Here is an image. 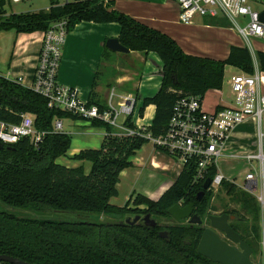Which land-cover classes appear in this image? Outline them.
<instances>
[{
	"label": "trees",
	"instance_id": "16d2710c",
	"mask_svg": "<svg viewBox=\"0 0 264 264\" xmlns=\"http://www.w3.org/2000/svg\"><path fill=\"white\" fill-rule=\"evenodd\" d=\"M3 5L4 0H0L1 12ZM109 5L103 0H68L63 4L54 0L47 10L12 13L1 18L0 31H45L58 20H65L67 31L81 21L117 23L121 45L129 51L154 52L161 61V84L138 107L142 116L144 106L155 104L154 117L146 128L154 136L166 128L178 98L194 95L202 99L206 91L221 89L226 66L246 74L254 72L252 55L246 47L230 46L224 59L186 54L166 33ZM256 56L259 69L264 72V49ZM88 102L99 104L93 99ZM25 112L35 116L38 130L49 133L36 148L23 139L0 149V203L5 207L0 209V254L30 264H194L200 260L196 251L203 230L200 226L172 225L163 238L158 235V228L118 225L102 218H122L139 211L168 218V208L180 201L184 204L193 201L198 215L207 214L210 190L200 202L195 200L203 184L193 183L192 161L184 164L173 183L157 199L136 194L134 204L143 203L145 209L130 208L132 199L118 206L110 199L118 196L120 172L133 165L132 158L148 139L134 134L117 136L106 123L93 121V125L105 128L100 146L82 149L72 156L74 160L89 162V169L86 171L84 164H59L56 160L66 155L71 137L65 132L52 131L53 120L79 117L49 107L44 96L0 75V119L17 123ZM125 124L135 128L132 116L127 117ZM214 173L213 167L207 178ZM222 188L227 194H233L243 209L259 212L258 203L247 192L237 190L227 181L222 183ZM21 211L29 213L20 216ZM49 211L70 213L91 223L51 218L46 216ZM235 224L232 228L238 231ZM245 242L251 247L249 241L245 239Z\"/></svg>",
	"mask_w": 264,
	"mask_h": 264
},
{
	"label": "built area",
	"instance_id": "2783aa9c",
	"mask_svg": "<svg viewBox=\"0 0 264 264\" xmlns=\"http://www.w3.org/2000/svg\"><path fill=\"white\" fill-rule=\"evenodd\" d=\"M21 0H4L0 19L8 16L4 7ZM179 5V20L191 22L196 16L215 18L224 16L235 26L237 32L247 41L254 39L264 43V22L260 13L264 10L258 4L264 0H176ZM67 34L65 20H58L43 31L38 63L30 88L47 99L48 106L66 111L73 116L85 120H99L116 129L114 135H140L148 139L153 146L174 158L181 166L192 161L195 167L193 183L199 184L209 179L211 189L219 188L224 181L233 182V178L218 173V163L229 157L225 153V144L230 132L244 119L240 110L220 107L212 111L202 109L200 96L185 95L178 98L170 114L164 131L154 136L148 130L130 128L125 124L128 116L137 110L136 98L133 95L124 96L123 100L113 104L114 94L108 99V106L100 108L97 104L83 101L78 97L75 88L62 86L57 82V70L61 57V46ZM18 82L20 81L17 80ZM231 91L242 94L244 90L253 88L257 96V105L253 116L256 120L255 150L244 156H231L232 159L246 160L250 168L244 174L242 190L254 196L264 216V76L255 71L253 74L238 73L230 77ZM138 113V112H137ZM123 120H119L121 115ZM63 130L62 119L55 118L52 131ZM49 131L38 130L35 116L25 112L20 115L17 123L0 119V142L12 145L27 139L35 148ZM216 170L211 178L208 173L211 168ZM0 264H7L0 261Z\"/></svg>",
	"mask_w": 264,
	"mask_h": 264
},
{
	"label": "crops",
	"instance_id": "0c3cea01",
	"mask_svg": "<svg viewBox=\"0 0 264 264\" xmlns=\"http://www.w3.org/2000/svg\"><path fill=\"white\" fill-rule=\"evenodd\" d=\"M103 2L104 4L109 3V6L111 8L117 9L153 28L160 30L163 33H166L177 42V44L186 54L211 57L215 59H224L229 53L230 46L234 45L244 47L242 45L231 44L230 41L227 40H223V42L218 40L219 38L217 34L222 35L224 29L222 28L223 25L231 23L228 18L222 15L215 18L196 16L192 19L191 22H181L179 20L180 8L176 0H103ZM6 6L7 5H5V7ZM234 27V25L233 27L230 26V29H233ZM119 32L120 26L117 23H97L92 21H81L77 23L73 27V29L67 31L65 41L61 46V57L57 70V82L62 86L75 88L77 90L78 97L83 101L88 102L90 99L98 101L99 104L97 105L100 108L108 106V99L111 93L114 94V97L112 99L114 105H116L117 102L122 101L124 96L133 95L136 98V105L138 110V107L142 104L143 99L145 97L152 96L161 84V75L159 73L161 61L158 56H155L157 54L154 52H149L146 54L142 51L117 52L111 51L109 49L111 53L108 54L105 51L106 46L102 45L107 38H117ZM42 37L43 31H34L31 33H16L14 43L11 44L10 49H6V53L8 55L6 57L5 63L7 62L8 73L12 76V78H6L15 81L20 79V84L27 87L30 86V84L33 82L35 70L38 63V55L41 47ZM240 37L245 41V47L250 51L252 55L254 72L258 71L264 76V72L259 69V63L256 56V53L258 51L264 49V43L261 40L254 39L262 43V48L257 50L252 48L251 46V42L254 40L250 41L249 46L247 41L241 35ZM219 52H221L223 55H218L220 54ZM121 53L128 55H139L141 56L140 60L143 61L145 66H151L152 64L155 70L151 71V73H148L144 77L140 75L139 80L134 81V85L132 87H129L127 84L132 80L131 73L133 72V70L129 73L128 67L118 66V58L120 57ZM143 55L144 58H142ZM113 59L114 61L112 62ZM159 61L160 65L158 64ZM152 66L150 67L151 69H153ZM156 68L158 69L157 71ZM226 68L227 66L225 67V69ZM107 69H113L111 71L113 72L112 75H110L111 72L108 73ZM238 71L239 73H244L239 69ZM106 72L109 74L108 77L111 80H114L113 82H104V75ZM0 75L4 76L1 73ZM131 88L135 89V93L132 92ZM247 90H250L256 96L253 88H249ZM263 91L264 86L261 85L260 92ZM219 106L222 105H217L216 107H214V109L218 108ZM155 108V104L149 103L144 106L142 116L139 115L138 111V113H134L132 117V123H134L135 128H147L152 122L155 114ZM243 113L244 119L239 125L248 120L245 117V112ZM250 118L255 122L253 145L251 144L246 146V153L244 155L255 150L256 120L253 114L250 116ZM76 119L85 123L80 124L71 122L69 123L67 129H65L64 132L71 137L70 147L67 151L68 156L76 154L82 149L95 148L96 142H98V138L101 144L105 135L104 127L92 124L93 121L99 120L90 121L79 118ZM236 128H238V126H236L230 132L228 139H230L232 135H234V130ZM94 129L101 130L95 131ZM115 131L116 129H114V132ZM153 148L159 158H157L155 155L150 157L149 166L151 169H153V171H160L161 173L165 172L166 174L162 175V178L152 180V185H150V188L148 190L143 188V190L138 191V193L152 199H157L164 192V188L167 189L169 185L173 183L174 179L178 176L183 166H178L179 163L176 162V160L169 156L167 153L158 150L155 147ZM236 155L244 156L242 154H236V152L228 154L229 157ZM165 156L169 157L170 160H165ZM238 161H243V159H239ZM69 163H73L71 164V166H77L80 164L85 165V162H80L73 159H70ZM247 164L248 168H246V171L250 168L248 162ZM66 165L68 166L67 163ZM173 174L174 178L170 179ZM232 180L233 182H227L233 183L235 186L241 189V185L236 183L235 178H233ZM220 187H222V185ZM209 190L211 191L212 189L209 188ZM259 213L264 220V216L262 215L260 207Z\"/></svg>",
	"mask_w": 264,
	"mask_h": 264
},
{
	"label": "rangeland",
	"instance_id": "374dc122",
	"mask_svg": "<svg viewBox=\"0 0 264 264\" xmlns=\"http://www.w3.org/2000/svg\"><path fill=\"white\" fill-rule=\"evenodd\" d=\"M52 1L54 0H21L19 2H13L11 4H7V6L5 7V11L7 14L22 13V12H37L39 10H45L48 7H50ZM55 1H59L60 4L66 2V0H55ZM258 8L264 10V4H258ZM230 26L233 27V24L228 23L226 25H223L222 28L224 29L222 35L217 34L219 38L218 40H220L221 42H223V40H227L230 41L231 44L245 46V41L240 37V34L237 32L235 27L233 29H230ZM15 38H16V33L15 30L13 29L9 31H0V73L8 78H12V76L11 74L8 73L7 62L5 63L6 57L8 55L6 53V49L7 48L10 49V46L12 43H14ZM108 39L109 38L105 39L102 46H106L104 44H106V41ZM251 46L252 48L258 50L262 48V43L258 40H254L251 42ZM105 50L108 54L111 53V51L107 47H105ZM219 53L220 54L218 55H223L221 52ZM142 58H144V55L142 56ZM140 59L141 56L139 55H128L122 53L118 58V66L128 67L129 73L133 70V72L131 73L132 80L127 84L129 87H132L134 85L135 83L134 81L139 80L140 75L144 77L148 73H151V71L155 70L152 64L151 66L153 69L150 68L151 66H147V65L145 66L143 61H141ZM113 61L114 59L112 60V62ZM158 64L160 65V61L158 62ZM112 70L113 69H107L108 73L111 72ZM157 70L158 69L156 68V71ZM108 73L106 72L104 75L105 83H110L114 81L113 79L111 80L108 77L109 75ZM112 73L113 72H111L110 75H112ZM237 73H239L237 68L232 66H227L224 72L222 88L210 89L205 92L202 98V109L206 111H212L214 107H216L217 105H222L226 107L239 109L245 112V117L248 120L242 123L241 125H238V128L234 130L235 132L234 135H232V137L226 141L224 147L226 150L225 151L226 154H231L236 152V154L244 155L246 153L245 152V148H247L246 146L251 144L253 145L255 122L250 118V116L253 114L256 108V96L253 92L247 89L243 91L242 95H239L238 93H234L231 91L230 89L231 87L228 80L230 76ZM131 90L133 93H135L134 88H131ZM124 116H125L124 114L121 115L119 117V120L120 121L123 120ZM71 122L80 123V124L85 123L78 119L74 120L70 118H63L62 119L63 131L61 132H64L65 129H67L69 123ZM94 130L100 131L101 129H94ZM97 141L98 142H96L95 148H98L100 146L99 138ZM153 147L154 146L150 141L144 144L137 151L135 156L132 158L134 165L120 172L119 182L117 183L119 196L111 198L110 202L112 204L122 206V204L132 199V202H130V206L132 208H137L139 210H143L146 208L143 203L134 204L133 200L136 197V194H140L138 193V191L143 190V188L148 190L150 188V185H152L151 183L152 180L157 178H162V175L166 174L165 172L161 173L160 171H153V169H151L149 166L150 157L155 155L157 158H159ZM73 155L68 156L66 152V155L57 158L56 162L63 165H66L67 163L68 166H71V164L73 163H69V161L70 159H72ZM166 157L167 156L164 157L165 160H170L169 157L167 158ZM84 166H85V170L87 171L90 167V163L85 162ZM178 166H180V164ZM246 168H248V164L246 160L238 161L232 159L231 157H227V159H222L218 163V173H223L227 177L235 178L236 183L240 185L244 183V174L246 172ZM173 178H174V174L172 177H170V179ZM165 189L166 188H164V190ZM236 189L238 190L239 188L236 186ZM208 205L210 206L208 213L201 215V218L204 222V226L210 227L207 218L209 214L221 215L223 213H227L232 210H235L236 211L235 214H237L239 220L234 221V223H236V225L240 229V233L244 237V239L250 242L252 248L251 260L255 264H264V220L260 216V213L257 211L258 213L255 214V213H251L248 210L243 209L239 200L236 199V197L233 194H227L222 187H219L218 189H212L210 191V199ZM3 208H5L4 205L0 203V209ZM28 213L29 212L21 211L19 212V215L26 216ZM130 214L128 216L132 218L133 216ZM43 215L44 214H41V216ZM46 216L55 219L82 220L81 218L72 216L70 213H63V212L49 211L46 214ZM92 217L96 218V216H92ZM102 218L107 219L109 221H113L114 219L112 217L104 218V216ZM156 220H158L159 223H164L168 221V219L161 217H157Z\"/></svg>",
	"mask_w": 264,
	"mask_h": 264
},
{
	"label": "water",
	"instance_id": "95a60500",
	"mask_svg": "<svg viewBox=\"0 0 264 264\" xmlns=\"http://www.w3.org/2000/svg\"><path fill=\"white\" fill-rule=\"evenodd\" d=\"M260 20L264 22V11L260 13ZM106 47L111 51L117 52H128L129 50L120 44L118 38H109L106 41ZM4 145L0 142V149ZM210 185V180L207 179L203 184V190L197 193L196 199L200 200L201 196L204 193V190L208 189ZM193 204L189 203L185 206H180L178 204L172 205L168 208L167 213L176 221L179 222L183 219H189L190 223H202V219L197 214H192ZM207 218L210 221L211 228L204 229L198 246L197 253L200 255L212 260L215 263L220 264H255L251 260L252 249L251 247L243 240H241L240 235L233 230L229 224L228 219L229 215L223 213L221 215H209ZM230 218H234V215H231ZM138 217H135L134 220H137ZM144 221L146 224L151 226L155 225L153 219L150 218L149 214L144 216ZM75 223H87L90 224L91 221L88 220H72ZM216 231L224 232L227 239L233 243H238L237 246H233L220 239ZM164 236V233H162ZM161 234V235H162ZM0 261H3L8 264H30L26 261L18 259L14 256L7 254H0ZM201 264V263H194Z\"/></svg>",
	"mask_w": 264,
	"mask_h": 264
},
{
	"label": "flooded vegetation",
	"instance_id": "af4514ba",
	"mask_svg": "<svg viewBox=\"0 0 264 264\" xmlns=\"http://www.w3.org/2000/svg\"><path fill=\"white\" fill-rule=\"evenodd\" d=\"M203 190V189H202ZM201 191V190H200ZM208 191H209V188L208 189H206V190H204V193H203V195L201 196V199L200 200H197L196 199V195H195V200L196 201H198V202H200L201 200H202V198H204V196H205V194L206 193H208ZM127 202H125L123 205H125ZM189 203H192L193 204V210H192V214H197V212H195L194 211V202L193 201H189L188 203H186V204H184L183 203V201H180V202H178V203H175V204H178V205H180V206H185V205H188ZM122 205V206H123ZM129 207H131L130 205H129ZM132 213H134V214H132ZM130 213H128L127 215H125L124 217H114V219H113V223H115V224H122V225H124V224H129V225H133V224H137V225H144L146 228H158L157 229V233H158V235L159 236H161V237H167V235H168V228L170 227V226H172V225H176V224H180V225H193V226H200V227H202L203 228V230H202V232H201V235H202V233H203V231H204V229H206V228H211V229H213L212 227H211V225H210V221H209V219H208V221H209V225H210V227H205L204 226V222H203V220H202V223L201 224H198V223H190L189 222V219H183V220H181V221H179V222H176L171 216L170 217H168V218H165V219H168V221L167 222H164V223H159V221L158 220H156V218L157 217H161V216H156V215H154V214H152V213H146V212H143V211H139V212H131V214L130 215H132L133 217L131 218L130 216H128ZM146 214H149V216H150V218L151 219H153L154 220V222H155V225L154 226H151V225H149V224H146V222L144 221V216H146ZM226 214H228L229 215V219H228V224H229V226L232 228L233 227V224H235V223H233L234 221H238L239 219H237V217H236V215L235 214H231V213H229V212H227ZM198 215V214H197ZM209 215H211V214H209ZM208 215V216H209ZM231 215H234V218H230V216ZM200 216V215H199ZM135 217H138V219L137 220H134V218ZM201 217V216H200ZM161 218H164V217H161ZM202 219V218H201ZM237 219V220H236ZM236 225V224H235ZM233 229V228H232ZM214 230V229H213ZM233 230H235V229H233ZM236 231V230H235ZM217 232V234L219 235V237H220V239H222V240H224L225 242H227L228 244H230V245H233V246H237L238 247V243H233V242H231L229 239H227V237L225 236V233L224 232H219V231H216ZM239 235H240V238H241V240H243V241H245V239H244V237L241 235V233H240V229L238 230V231H236ZM162 233H164V236H163V234ZM162 234V235H161ZM201 237V236H200ZM199 240H200V238H199ZM198 243H199V241H198ZM198 243H197V246H198ZM197 246H196V251H197ZM198 255H199V261H197V262H195V263H201V264H220V263H215V262H213L212 260H210V259H208V258H206V257H204V256H202V255H200L199 253H198Z\"/></svg>",
	"mask_w": 264,
	"mask_h": 264
},
{
	"label": "bare ground",
	"instance_id": "6f19581e",
	"mask_svg": "<svg viewBox=\"0 0 264 264\" xmlns=\"http://www.w3.org/2000/svg\"><path fill=\"white\" fill-rule=\"evenodd\" d=\"M6 17V16H5ZM245 47V46H244ZM231 89V88H230ZM263 89V88H262ZM229 138V137H228Z\"/></svg>",
	"mask_w": 264,
	"mask_h": 264
}]
</instances>
